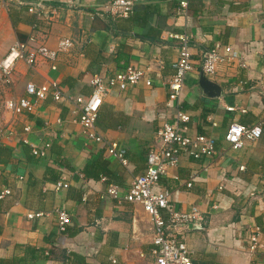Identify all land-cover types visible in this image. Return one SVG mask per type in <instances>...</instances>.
<instances>
[{"label":"crops","instance_id":"0c3cea01","mask_svg":"<svg viewBox=\"0 0 264 264\" xmlns=\"http://www.w3.org/2000/svg\"><path fill=\"white\" fill-rule=\"evenodd\" d=\"M67 1L0 2L1 60L15 41L31 35L51 49L63 38L75 41L56 69L42 59L33 68L20 61L11 79L16 92L7 99L27 97L29 83L53 82L67 98H86L94 75L107 82L129 66L147 69L138 84L116 87L104 98L96 122L107 142L126 150L127 164L109 155L107 144L85 138L72 102L49 94L32 113L9 112L1 129L0 192L11 195L0 199V264H154L150 216L107 190L114 185L119 196L128 192L146 170L158 129L176 123L178 112L190 117L187 134L209 136L215 144L211 157L182 156L155 188L170 193L171 210L198 208L202 221L184 231L193 264H264V0H189L186 10L183 0H132V13L122 18L94 14L112 0H73L74 7ZM30 5L38 9L30 12ZM174 35L189 37L194 70L170 101L167 81L180 45ZM217 44L238 51L245 66L219 65L210 80L221 95L210 97L199 83L200 56ZM233 122L259 126L262 135L235 149L226 140ZM45 143L46 156H34L32 148ZM59 180L65 186L56 190ZM58 211L71 220L64 232ZM252 225L263 241L255 253L249 250Z\"/></svg>","mask_w":264,"mask_h":264},{"label":"built area","instance_id":"2783aa9c","mask_svg":"<svg viewBox=\"0 0 264 264\" xmlns=\"http://www.w3.org/2000/svg\"><path fill=\"white\" fill-rule=\"evenodd\" d=\"M6 0H0L5 2ZM189 0L180 2L181 10H186ZM68 5L74 7L73 0H68ZM134 2L132 0H112L110 2L96 6L94 14L99 17L111 16L113 18L128 17L133 11ZM38 6H41L40 4ZM43 8V7H41ZM38 9L36 5H30L29 11ZM180 40L179 57L175 63V73L168 79L167 86L170 91V101L177 100L181 94L185 77L194 70V61L190 51V40L187 35L172 36ZM75 41L70 38H63L59 41L56 49H51L44 44L38 43V38L31 35L27 42L15 41L9 48L6 55L0 61V81L10 84L17 64L20 61L33 68L42 59L51 63V68L56 69V61L59 55L71 50ZM239 62L245 66L238 51L231 46L217 44L212 49L202 50L200 56L201 74L211 79L217 74L221 64H234ZM147 69L129 66L123 71L115 72L107 79V82L100 76L94 75L89 82L92 88L91 94L84 98L65 97L58 88V84L53 82L49 85L36 86L29 83L26 87L27 97L17 99H7L5 108L14 115L32 113L36 101H43L51 94L56 101L66 100L76 105L78 112L77 122L81 125L85 138L91 142L107 144L108 154L127 164L126 150L120 148L117 143L107 142L97 131L96 122L103 100L114 89L126 90L132 85L138 84L146 75ZM145 83L150 86L151 80L146 79ZM190 117L183 112H178L177 122H164L157 131V137L146 155V170L137 176L128 192L124 196H119V189L110 185L107 193L113 198L123 199L133 204H140L145 212L150 216L153 225V254L154 264H193L191 251L186 243L184 231L200 224L202 216L198 208L193 207L190 211H174L169 209L170 193L167 190L155 191L159 185L161 177L169 168L176 167L182 156L187 155L194 159L211 157L215 154L214 140L206 135L190 136L187 134ZM31 127L24 128L25 133H29ZM262 135L259 126H245L233 122L226 132L227 142L235 149L243 147L246 141H255ZM5 135L0 129V146L3 144ZM24 143H28L25 138ZM50 148L49 143L41 147H33L32 154L37 157L46 156ZM102 180H106L102 177ZM188 182L187 186H191ZM65 186L64 180L56 183V190ZM11 195L9 189L0 192V199ZM253 195V194H252ZM163 211H167V218ZM39 214H29V218H34ZM59 231L64 232L71 220L64 211H58ZM182 229L183 231H180ZM263 247L262 233L260 227L252 225L249 234V250L257 252Z\"/></svg>","mask_w":264,"mask_h":264},{"label":"rangeland","instance_id":"374dc122","mask_svg":"<svg viewBox=\"0 0 264 264\" xmlns=\"http://www.w3.org/2000/svg\"><path fill=\"white\" fill-rule=\"evenodd\" d=\"M1 49L2 48L0 43V50ZM16 89L17 88L12 82L10 84H4L3 82L0 81V129L5 128L8 118H10L9 111H7L5 108V102L9 96H11L12 94L14 95Z\"/></svg>","mask_w":264,"mask_h":264},{"label":"water","instance_id":"95a60500","mask_svg":"<svg viewBox=\"0 0 264 264\" xmlns=\"http://www.w3.org/2000/svg\"><path fill=\"white\" fill-rule=\"evenodd\" d=\"M200 86L204 90V93L210 97H217L221 95V88L218 84L211 81L209 78L201 74L199 80ZM196 227V226H193Z\"/></svg>","mask_w":264,"mask_h":264},{"label":"trees","instance_id":"16d2710c","mask_svg":"<svg viewBox=\"0 0 264 264\" xmlns=\"http://www.w3.org/2000/svg\"><path fill=\"white\" fill-rule=\"evenodd\" d=\"M2 264V263H1Z\"/></svg>","mask_w":264,"mask_h":264}]
</instances>
